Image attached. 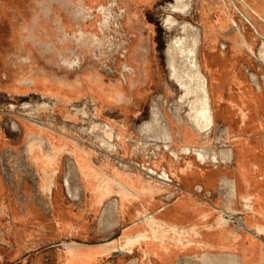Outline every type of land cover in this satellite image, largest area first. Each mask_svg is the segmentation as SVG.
Listing matches in <instances>:
<instances>
[{"label": "rangeland", "instance_id": "obj_1", "mask_svg": "<svg viewBox=\"0 0 264 264\" xmlns=\"http://www.w3.org/2000/svg\"><path fill=\"white\" fill-rule=\"evenodd\" d=\"M165 1L170 0H0V264H36L33 260L37 255L42 257L40 264H58L55 258L62 256H65L66 263L84 264L88 261L83 258L68 257L66 248L71 247L74 253H77L81 250L85 252L84 249L87 247L102 246L105 248L103 252L107 255L102 261L91 264H196V262L246 264L250 241L259 244L260 255L258 260H250L247 264H264V231L257 232L250 227L248 210L243 208L239 197L235 195L230 216L235 224H240L241 227L238 232L231 233L230 247H225L220 242L215 245L213 240L206 239L207 246L215 245L216 248H208L200 254L192 252L193 248L187 246L185 243L187 238L183 239L182 248L177 243L180 238L170 233L164 243L160 241L148 247L141 243L130 249L109 250L108 243L116 239L117 231H103L117 226L120 200L118 202L119 198L113 194L115 197L102 208L104 210L106 207L103 219L100 217L102 210L100 213L88 211L84 195L81 201V185L76 168L78 167L83 174L84 185L95 205L109 198L104 197L99 188L96 174L93 173L98 171H94L91 165V169L82 167L79 159L72 156L77 165L75 167L73 160L70 159L71 155L67 154L62 155L55 167L52 166L53 170L50 169L52 176H55L54 182L48 175L44 180H40L43 177L45 156L50 150V144L43 136L42 142L37 141L40 148L38 157H33L29 153L27 144L29 136L37 138L40 132L37 133V127H33L36 131L34 133L37 134L24 129L26 117L20 111V105L46 101L41 91L33 89L31 80L48 79L51 82L50 90L59 95V102L51 111L38 110L35 121L50 135L57 138L62 136L63 139L71 140L73 143L76 141L91 149L97 154L94 158L95 163L104 159L99 172L103 171L113 176L117 174L114 169H120L122 166L131 177L136 170L144 175L142 171L145 169L142 168H145V161L125 163L120 157L115 156L116 143L112 142L116 150L111 151L108 144L104 143L101 131L91 132L89 129L90 119L101 125H108L104 123V119L108 117L112 119L115 114L126 110L140 115L137 125L141 137L136 139L137 149H133L135 154L141 153L144 159H149L148 163L160 162L164 155H167L169 159L179 161L176 163L178 166H183L185 162L193 164L196 174L186 176L177 173L176 177H170L171 183L168 186L173 189L170 201L175 200L181 190L189 189L194 198L202 202L204 208L199 215L198 223L180 230L188 232L192 229L207 234L219 229L217 223L226 219L224 205L231 198L228 187L222 184L221 179L235 167L237 157L235 146L229 143L224 134L226 131L237 136L236 141L242 148L247 141L248 177L250 182L254 179L263 181L260 194L264 196V127L254 122L256 119L259 123L263 122L264 109L257 113V118L252 111L249 119L241 123L237 106L233 104L239 82L250 85L253 81L264 85V67L257 73L258 79L254 78L252 74L247 75L244 69L248 63L240 58L242 65L234 67L232 76L227 77L221 90H214L216 80L214 65H223L218 52L224 44L215 51L214 39H203L208 45L205 48L203 45L197 48L199 54L195 60L193 53H190L194 50L192 38L190 37V40L189 37H185L182 40L180 49L182 52L186 50L184 52L186 54L181 53L178 59L176 58L177 61L175 60L176 65L174 64L178 80L188 82V76L197 68L201 69L208 80L210 98L208 107L213 124L205 129V132H211L207 136L209 142H205L203 146L216 152L221 149H232L234 155L232 164L227 167L223 166L220 158L215 165L203 163L199 166L194 156L184 155L186 146L198 147L201 143L192 139L195 127L185 117L186 105L181 107L179 113L176 112L181 91L169 79L166 68L164 55L166 41L169 35L173 36L176 33L168 34L161 26V19L165 14L161 6ZM102 6L109 9L113 16L111 24L103 33L100 31ZM199 14L201 15V12ZM35 19L42 21L41 36L37 34ZM125 19L131 22L124 25ZM80 32L84 33L82 37L79 35ZM94 36L98 39H94ZM17 37L23 38L18 41ZM261 39L264 41V36L260 37L258 48L261 46L264 49V42ZM25 44L29 48H21ZM184 45L188 47L185 48ZM194 64L196 69L193 67ZM250 69L255 73L254 68ZM262 92L264 97V89ZM101 93H104L105 97L100 98L98 95ZM9 103L15 106L14 111L9 110ZM83 103L90 114L94 113L95 105L94 118L74 116L71 105L79 106ZM11 120L17 122V130L10 127ZM149 120H155L160 125L161 132L164 129L168 132L170 130V139L165 140L160 133L151 134L152 132L143 130ZM149 143L153 144L152 148H149ZM56 146L58 150L66 147L60 141ZM173 154L175 155L172 156ZM148 170L155 171L152 167ZM67 171H70L71 175ZM163 172L165 171H155L153 174L159 177L151 178L158 181L161 175L163 178ZM65 177L71 191L69 188L65 190ZM50 181L53 183L50 190L41 189L38 185V182L48 184ZM150 184L156 186L155 182ZM196 185H200L201 190L197 189ZM108 203L110 206L115 204L116 207L114 205V208H110ZM33 205L42 208V212L39 215L31 213L29 223L26 224L30 227L31 242L39 241L41 245L16 254L13 248L17 237L19 239L21 237L23 216L27 206ZM59 205L61 210L58 209ZM120 208L123 212L128 209L122 206ZM65 221L69 225L68 229L63 230L61 225ZM235 224L228 223V227L235 229ZM260 225L263 226V223L260 222ZM202 240L201 238L197 242L201 244ZM157 249L160 250L159 253Z\"/></svg>", "mask_w": 264, "mask_h": 264}, {"label": "bare ground", "instance_id": "obj_2", "mask_svg": "<svg viewBox=\"0 0 264 264\" xmlns=\"http://www.w3.org/2000/svg\"><path fill=\"white\" fill-rule=\"evenodd\" d=\"M233 2L237 4V3L241 2V0H170V1H165L164 5L161 6L162 10L165 12V14L163 15V17L161 19V26L164 28V30L168 34H172V32L176 33L173 36L169 35V38L166 41V45H165V49H164L166 68L168 71V77L174 84L177 85V87L181 91V93L178 97V101H177L178 106H177L176 112L179 113L181 110V107L183 105H186L187 112L185 113V117L189 120L191 125L193 127H195V129H194L195 131H192V132H194V136H192V139L200 141V143H201V145L198 147L186 146L184 149L185 152H184V150H183V152H184L185 156H188V155L194 156L196 158V161L201 165L203 163L204 164L210 163V164L215 165V163L218 162L217 160L219 158L224 163L223 166L227 165L232 159V154H231L232 149H230V150L229 149L228 150L227 149L226 150L221 149L218 152H216V151H211L212 150L211 148L207 149L203 146V144L205 142H209L208 141L209 139L207 138V136L211 132L210 130H209L210 132H207V131L205 132V129L207 127H211L213 124V119L211 117L212 115L210 114L211 112L209 111L210 108L208 107L209 106L208 103H210L208 101V99H210V98H208L209 97L208 80L205 78L201 69H198L196 67L197 63H196V61H194V63H196V64H194L193 67L195 69L197 68L196 71L193 72L191 70L192 72L188 76V82H180L178 80V72H177L174 64L177 61L176 58L181 53H184L186 51V50H184V52H182V49H180V44L182 45L181 42L185 37L186 38L189 37L188 39H190V37L192 38V44H193L192 47L194 48V50L193 51L191 50L192 52L190 51V53H193V55L195 56L194 59L197 60L196 58L199 54L198 49L200 47H202V43H203V37H204L203 31H205L204 27L206 29H208V32H209V27L210 26L212 27V25H214L213 23L223 22L222 20H223L224 16L230 14L231 11L233 10V7L231 6V3H233ZM164 7H166V8H164ZM100 12H101V16H102V21H101L102 25H101L100 31H101V33H103L104 29H107L109 27V25L111 24V20L113 19V16H112V13L110 12V10L105 8L104 6L100 7ZM200 12H201V15L199 14ZM179 18H181L182 20H180ZM238 18L241 22V25L239 27L237 26L238 24L237 25L232 24V25L235 27V29L242 36H245V38L241 42V44L243 45L242 48H246V50H248L252 53V61H249L247 59V57H245V55L240 56V58L245 59L248 63V66H245V69L243 67V69L246 71L247 75H248V73L252 74V76L254 78L258 79L257 73L259 72L260 69L262 70V68L264 67V49L261 48V46H260V48H258L259 46H257V48H255V51L252 52L251 46H250L249 42H247V39L249 41L253 42L254 40H256L257 35L254 34L253 32H251L250 30H248V26H247L246 22L240 16V14H238ZM41 22L42 21H40L39 19H35V27H37L36 30H37V34L39 36H41V31H40L42 29L41 28V24H42ZM130 22H131L130 20L125 19L123 24L127 25ZM24 25H26V20H24ZM205 33L208 35L207 32H205ZM257 33L259 35L263 36L258 31H257ZM79 35L82 37L84 35V33L80 32ZM21 38H23V37H17L16 39L18 41H21ZM94 39L97 40L98 38L96 36H94ZM261 40H262V42H264L263 39H261ZM259 42H261V41H258V43ZM183 44H185V43H183ZM263 44H262V46H263ZM186 45H188V43ZM184 46H183V48H184ZM186 47H188V46H185V48ZM261 49H263V51ZM225 50H226V45L224 44L223 46H221V49L218 52V55H220V61L222 62L223 65H218V64L214 65V70H215V75H216V80L214 82V90H216V89L221 90L222 89L225 80L227 79V77L232 76L233 70L235 67L234 64L230 63L228 53H226ZM244 52H245V50H244ZM184 54H186V53H184ZM188 56H191V55H188ZM188 58H190V57H188ZM180 59H182V57ZM183 61H184V59H183ZM179 65H180V63H179ZM250 67L254 68L255 73L251 71ZM184 71H185V69H184ZM31 84L33 85L34 90L41 91L40 93L43 97L46 98V101H43L39 104H32L29 102L28 104L23 103L20 105V111H22L24 113V116L26 117V119L24 120L25 123H23V125H25V126H23L24 129L27 132L29 131L31 133H34L36 131H34L33 127H37L38 128L37 133L40 132L38 134L34 133V134L38 135L37 138L34 137L33 135L29 136V139L27 142L29 153L33 157H38V154L40 153L39 152L40 148H39V143H37V141L42 142L43 136H44L50 144V150H49L48 154L45 156L46 157L45 158L46 169L50 170L52 168V166L54 164H56L59 156H61L62 154H68V155H71V156L78 158L82 167L85 166V167H87V169H89V168L91 169L90 163L88 160V153L84 149L79 148L71 140L63 139L62 136L60 137L61 138L60 139V138H57L55 136L50 135L49 133L46 132V130H44L42 128V126L37 124V122L35 121L37 111L38 110L51 111L53 109L54 105H56V103L59 102V95H58V93L52 92L50 90L51 82L48 79H41V78L35 79L34 78L31 80ZM263 89H264V85H262L261 82H260V85H259V83L257 84L253 81L250 83V85H246L242 82H239L238 92H237V95L233 101V104L235 106H237V109H238V112L240 115L241 123H245V121L247 119H249V114L252 111H254L255 116L257 118V113L262 112V110L264 109V97L262 95ZM98 96L100 98L101 97L103 98V97H105V94L101 93ZM218 98H219V96H218ZM88 99L91 102H93V99L91 97L88 96ZM217 100L219 101V99H217ZM71 106H72V109L74 111V116H82V117L91 116L92 118H94L96 116L95 105H93L94 106V109H93L94 113L93 114H90L88 112V110L86 109L85 103H83L82 105H79V106H75V105H71ZM8 108L10 111H14L16 109L15 106L11 105L10 103L8 104ZM160 113H161V111H160ZM27 122H29V124ZM254 122L257 125L261 124L264 127V120L262 123H259V120H257V119ZM159 123H161V122H159ZM179 124H181V122ZM159 126L160 125H158L155 120H149L147 123H145L143 130L146 129L147 131H149V133L152 132L151 134H153V133L159 134L160 133L159 135H161V137L164 138L165 140L170 139V134H169L170 130L168 132V130L164 129L161 132L162 129H160L161 127H159ZM10 127L13 130H17L18 129L17 122L15 120H11L10 121ZM162 128H163V126H162ZM168 128L169 127H167V129ZM89 129L91 130V132L101 131V133L103 134L104 143L108 144V146H109L108 148L111 151L116 150V147L114 144H112V142H113V140H115V141L120 140V135L112 133V128L110 127V125H101L100 123H97L95 120L92 121L90 119L89 120ZM144 134H147V133H144ZM224 134L227 136L229 143L233 144L236 148V151L240 154V152L242 151V145L238 141H236L237 136L231 135L228 131L224 132ZM177 135H179V133ZM146 137H147V135H146ZM171 139H172V137H171ZM58 141L63 142L64 146L68 147V149L67 150H65V149L58 150L57 146H56V143H58ZM158 142H161V141H158ZM158 144H160V143H158ZM155 145H157V144H155ZM167 146L169 147V144ZM170 150L173 151V149H170ZM169 154H171V153L169 152ZM174 155L175 154H173L172 156H174ZM176 156H175V158L178 157V156L177 157ZM142 169H145V168H142ZM148 169H150V168H148ZM69 170H70V168H69ZM114 171H116L117 174L113 175V176L107 175L103 171L93 172L96 174V179L99 182V188H100L103 196L104 197H110L111 195L115 194L120 200V206H122L124 208L129 207V204H132L134 201L138 200L140 202L141 210L140 209L137 210L136 213L134 214V216L132 217V219L137 218V220L135 222L134 221L133 222L136 224V226H139V227L143 226L144 229H143V231L138 232L133 236H127L125 238V241L123 244L119 243L116 240L110 242L108 244L109 250L130 249L135 245H140L141 243H143L147 247L150 244L158 243L160 241H161V243H164L166 236H168L170 233L174 234L180 238V240H178L177 243L181 247L183 246V243H182L183 239L187 238L185 243L187 244L188 247L193 248L192 252L195 251V252H198L200 254H203L205 251H207L208 248H213V247L216 248V246L210 247V246H207L206 244H202V243L200 244L199 242H197V241H199V239H198L199 236L204 234V233H201L198 230L194 231L192 229H191V231L186 232L184 230L177 229L173 225L162 224L159 221H157L156 219H153L152 216L149 213H147V209L150 206L148 197L151 195V191H152V189H151L152 185L150 184V182H155V185L158 187L168 186L169 185L168 183L170 182V178L165 172H163V178L161 175V178H159L160 180H158V181H156V180L154 181L152 178H149V179L147 178L146 181H143L141 178L136 179L137 180L136 182L139 185L140 189H142V191L145 192V196L142 198H139L138 195L135 194L133 191L134 186L131 183V182H133L131 175L128 174L125 170H123L122 166L120 169L115 168ZM153 172H155V171H153ZM153 172H151V173L153 174ZM67 173H70V171L69 172L67 171ZM70 175H71V173H70ZM69 178H70V176H69ZM87 183L90 186V183L89 182H87ZM52 184H53L52 181H50L48 184H41L40 182H38L39 187L41 189H45V190H50ZM67 184H68L67 179L65 177L64 178V185L66 188L65 190H68V188L70 187V186L68 187ZM225 185H227V184H225ZM70 191H71V189H70ZM137 191H139V190H137ZM233 197H234V195L230 196L231 199H228V201L225 202L223 211L226 213V216H225L226 219H224L222 221L220 220L217 223V227L219 229L215 230V231H219L221 234L220 237L217 238V241L224 244L225 247L232 246V244H231V240H232L231 233L233 234V233L238 232L240 227H241V225L238 223H237L238 225H236L235 221H233L232 217L230 216L231 209L233 207ZM259 200H264V196H259V197L253 196V198H251V201H249L248 203L243 205V208L245 210H248V212H247L248 222H252L253 219H260L264 222V206L261 208V211H259V212H256L252 206L253 203L258 202ZM115 204L118 205V202H116ZM114 205L110 206V204H109L108 206H110V208L111 207L114 208ZM116 205H115V207H116ZM104 210H106V207ZM104 210L102 209V214L100 215V217L102 219L104 217V216L102 217V215H104V213H103ZM113 211H114V209H113ZM115 211H116V208H115ZM110 213H111V210H110ZM105 214H107V212H105ZM112 215H113V212H112ZM228 223L235 224L236 225L235 229L228 227L229 226ZM253 226L256 228L255 230L257 232H260V230L258 229L259 227H257V222ZM247 231H249V228L247 229ZM213 233L214 232H210V233H207V235L211 236ZM186 235H188V236H186ZM249 250L251 252V259L250 260H258L259 255H260V253H259L260 251L258 250V245L256 242H253L250 245ZM157 252L159 253L160 250L157 249ZM66 254L68 257L77 258V259L83 258V256H84V252H82V250L77 252V253H74L73 248H71V247L66 248ZM196 264H197V262H196Z\"/></svg>", "mask_w": 264, "mask_h": 264}, {"label": "crops", "instance_id": "obj_3", "mask_svg": "<svg viewBox=\"0 0 264 264\" xmlns=\"http://www.w3.org/2000/svg\"><path fill=\"white\" fill-rule=\"evenodd\" d=\"M231 6L233 7V10L231 11L230 14L224 16L222 20L223 22L213 23L214 25H212V27L211 26L209 27V32H208V29L204 27L205 31H203V34H204L203 39L213 38L214 48H216L215 51L218 50V47L221 44H225L226 45L225 51L226 53H228L230 63L234 64V66H236L235 68H238L241 62L239 59L240 56L245 55V57H247L249 61H252V53L246 50V48H242L243 45L241 44V42L245 38V36H242L232 24L234 25L238 24L237 25L238 27L241 25V22L238 18V14H240L242 19L246 22L248 26V30H250L251 32L257 35L256 40H254L253 42L247 39V42H249L251 46L252 52H254L255 48L258 46V41L261 37V35H259L257 31L264 36V0H241V2L237 4L234 2L231 3ZM205 32H207L208 35ZM202 45H203V48H205L207 47L208 44L206 43L205 40H203ZM21 48H29V47L25 44V46L22 45ZM208 48L210 47L208 46ZM139 117L140 115L137 114L136 112H131L129 110H126L119 114H115V116L112 119L111 117L104 119V123H107L112 128V133L120 135V140H117V141L113 140V142L116 143L117 145V152L115 156L120 157L127 164H130V162L132 161L137 162V163H142L143 161H145L141 153L135 154L133 152L134 148L137 149L136 139L138 137H141L140 133L138 132L139 125H137ZM74 143L85 149V151L89 155L91 167L93 168L94 171L99 172L101 166L103 165L102 161L104 159H102L99 163L96 162L97 163L96 164L94 162V158L97 156L96 153H94L91 149H88L86 146L81 145L76 141H74ZM152 146L153 144L149 143V148H152ZM67 149L68 147H65V150ZM247 153H248V147H247V141H245L240 154L238 152L236 154L237 157L235 161V167L226 176H224L221 179L222 184L228 187L230 191V196L232 195L238 196L240 199V202L242 203V206L248 203L249 201H251V198H253V196H258V197L261 196L260 187L262 186V183H263V181H257L258 179H254L253 181L255 183L253 184H252L253 181L250 182L249 177H248L249 176L248 175V165L246 161ZM62 155H67V154H62ZM62 155L59 156L58 160L62 157ZM70 159L73 160L75 167H77L76 162L74 161V158L71 156ZM233 160H234V155L232 151V159L224 167H227L230 164H232ZM178 162L177 160H172L171 158L169 159L167 155H164V157L161 159L160 162L154 163L153 161H151L149 165L157 172L164 170L169 176V178L176 177L177 173L183 174L186 176L187 175L191 176V175L196 174L193 168V164L191 162H185L183 166L176 165V163ZM56 164L58 163L56 162ZM56 164H54V167L56 166ZM218 165L222 166L221 164H218ZM51 170L46 169V166H45L42 172L43 177L40 180H44L45 176L48 175L53 178V182H54L55 176L54 177L52 176L50 172ZM76 170H77L80 185H81V195H82L81 201L84 195L87 210L90 212L100 213L102 208L105 206V204L110 199L114 198L115 196L112 195L111 197L104 199L99 205H95L90 200L89 191L86 189L84 185L83 174L78 169V167L76 168ZM138 177H140L143 181H146L144 175L138 172V170H136L133 172V175L131 177L133 181L131 183L134 186L133 188L134 193L137 194L139 198H142L145 196V192H143L142 189H140L139 185L136 182L137 181L136 179H139ZM168 186H165V187L152 186L151 187L152 189L151 195L148 197L150 206L147 209V213H149L153 219H156L160 223L167 224V225H173L177 229L186 228V227L193 225L194 223L195 224L198 223L199 215L204 209L202 206V202L195 199L194 195L191 193V190L189 189L181 190L177 198H175V200L170 201L173 197V194H172L173 189ZM196 186H197V189L201 190L200 185H196ZM117 200L119 202V199ZM252 206L256 212H259L261 211V208L264 206V200H259L258 202L253 203ZM36 208L37 207H35V205L27 206L26 213L23 216V220L21 223V230H20L21 237L20 239L17 237L16 239L17 242L14 243L15 247L13 248V250L16 254L24 253V251H30L31 249H34L41 245L39 241L36 243L31 242L30 240L31 231H29L30 227L28 226V224H26V223H29V220H30L29 217L31 213H37L38 215L41 214L42 208H39V207H38L39 209L38 208L36 209ZM58 209L61 210L60 205ZM139 209L141 210V206L138 200L134 201L132 204H129L127 211H124V212L123 210H121L120 203H119L120 213L118 214L117 226H114L113 228L107 229L103 232L117 231L118 236L116 237V239H113L112 241L116 240L119 243L123 244L127 236H133L136 233L143 231L144 229L143 226L139 227V226H136V224L134 223L137 220V218H134L131 220V217L134 216L136 211ZM256 222H257V227H259L258 229L260 230V232H263L264 222L262 220L253 219L252 222H248V223L250 227L255 230L256 228L253 225ZM260 222L263 223V226L260 225ZM68 225H69L68 222L65 221L61 225V229L63 230L68 229ZM220 235L221 234L219 231H214V233L211 236L207 234H202L199 236L198 239L199 240L201 238L203 239L201 241L202 244H206L205 242L206 239L213 240V243L216 245L218 242L217 238L220 237ZM238 238L239 237L237 235L236 240H238ZM253 242L254 241H250L248 243V246H249L248 250L250 249V245ZM260 248L262 247L260 246ZM104 249H105L104 246L99 247V248L87 247L86 249H84L85 252H84L83 260L88 261L87 263H84V264H91V263L102 261L105 255H107L103 252ZM64 257L65 256L57 257L55 258V261H57L58 264H82L78 262L66 263V260ZM41 258L42 257L37 255L33 261L36 264H40ZM250 259H251V252L249 250V258L246 260V264L250 261Z\"/></svg>", "mask_w": 264, "mask_h": 264}, {"label": "built area", "instance_id": "obj_4", "mask_svg": "<svg viewBox=\"0 0 264 264\" xmlns=\"http://www.w3.org/2000/svg\"><path fill=\"white\" fill-rule=\"evenodd\" d=\"M148 160L149 159H147V158H145V163H144V166H145V171L143 170L142 172L144 173V175H145V177L146 178H158L159 176H157V175H155V174H152L151 173V171L150 170H148V168H150V165H149V163H148ZM132 166V165H131ZM134 167V166H133ZM167 183V182H166ZM171 183V181L168 183V184H170Z\"/></svg>", "mask_w": 264, "mask_h": 264}]
</instances>
